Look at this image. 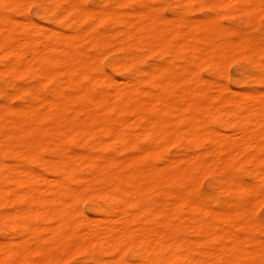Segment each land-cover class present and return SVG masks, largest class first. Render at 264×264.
Returning a JSON list of instances; mask_svg holds the SVG:
<instances>
[{
  "label": "bare ground",
  "instance_id": "1",
  "mask_svg": "<svg viewBox=\"0 0 264 264\" xmlns=\"http://www.w3.org/2000/svg\"><path fill=\"white\" fill-rule=\"evenodd\" d=\"M21 1L0 0V11ZM63 1L74 11L73 19L79 25L69 34L50 28L46 31L39 24L16 21L0 12V55L7 59L0 70L9 75L31 72L37 79L25 103L0 104V154L8 151L42 164L50 172L49 177L44 176L0 159V206L8 207L0 219L4 216L20 236L18 242L1 241L0 264L18 254L21 259L26 251L44 254L46 260L66 247L77 246L71 248L77 252L78 246L81 251V246L83 250L88 244L111 255L109 260L95 258V264H170L174 258L178 264H250V253L242 244L245 237H236L225 224L243 223L249 228L250 206L264 199V97L256 89L238 92L211 81L213 85L201 78L198 68L201 63L203 67L238 52L264 71L261 29L231 41L225 27L216 22L220 15L192 21L178 15L167 23L148 10L150 5L122 11L89 9L77 0ZM213 1L224 6L230 0ZM236 1L240 2V14L252 16L264 10V0ZM24 4L28 5L27 1ZM102 23L108 28L99 29ZM84 42L100 48L114 42V48L123 50L125 55L117 57L116 64L127 70L126 80L107 75L98 61L86 54ZM161 47L170 50L172 63L183 62L179 70L151 69L139 78L138 70L133 69L136 59L132 49L155 51ZM194 63L197 70L192 68ZM57 75L63 76L62 82L49 96L45 86ZM141 82L149 88H141ZM208 116L218 117L227 133L209 127ZM60 133L64 138L80 135L88 150L67 151ZM109 141L122 148L133 147L136 153L121 158H97L91 153ZM165 141L182 142L184 151L157 165L160 143ZM204 142V150L187 152ZM41 146L50 149L54 158L38 155ZM81 165L89 168L88 176H78L84 187L108 202L100 219L88 217L75 207L73 199L67 202L65 198L71 200L81 189L76 191L68 183L77 179L74 172ZM240 166L246 167L250 181L234 176L232 169ZM209 172L222 173L215 179L227 194L218 210L177 188L179 182ZM151 192H164L170 201L154 206L147 201ZM181 207L186 215L179 214ZM180 221L203 239L219 237L222 242L217 248L204 249L200 240L171 230V225ZM126 253L132 259L124 263Z\"/></svg>",
  "mask_w": 264,
  "mask_h": 264
},
{
  "label": "rangeland",
  "instance_id": "2",
  "mask_svg": "<svg viewBox=\"0 0 264 264\" xmlns=\"http://www.w3.org/2000/svg\"><path fill=\"white\" fill-rule=\"evenodd\" d=\"M26 1L28 5L24 4L26 3ZM77 1L81 6L89 9L100 7L106 10L120 9L122 11H133L135 8L144 9L145 7L147 9V6L150 5L151 8L148 7V10L150 9L152 13L158 14L160 17H162V20L164 18L163 21L167 23H169L168 21L169 18L170 21H172L171 19L172 18L175 19L178 15L183 19H188L191 21L196 18H197L196 20H200L208 17L213 18L214 16L216 17V15L217 16L220 15L219 18L216 17V22L219 21L218 23H220L221 26L223 25L222 26L223 28L225 27L224 30L227 33L226 35L228 39L231 41L238 38L240 34L246 33V35H253L257 33L258 29H261V32L264 36V10L261 9L259 11H256L252 16H249L248 14H240L241 12L239 10L240 2L238 3V1L236 0L233 1L230 0L228 4L224 6L219 5L218 2L213 0H190V1L183 0V3H181L182 0L179 1L178 0H131L129 2H124V3L122 2L116 3L114 0H101L104 2H101L100 0H77ZM146 3L148 5H146ZM209 8H211V10ZM238 10L240 15L237 14ZM0 12L6 16L13 18L16 21L28 20L33 22L35 25L39 24L40 26H43V30L46 31L47 29L50 28L54 30L56 29L61 30L69 34L71 33L72 28L79 26L78 21L76 19L75 20L73 19V17L75 16L74 11L68 10V6L63 0H25V1L22 0L16 6H10V5L4 6ZM256 13L259 15H256ZM56 15H58V19L57 17L54 18ZM221 15L223 17H221ZM254 15H256L257 17L256 16L254 17ZM250 19H252V21ZM98 28L105 30L108 28V26L106 25V23L104 24L102 23V24H98ZM106 44L101 46L100 48V46L97 45L94 46L89 44L88 42H84L85 52L87 55L94 57L96 62L98 61L97 63L100 64V67L103 69V71L105 70L104 72L107 75L119 81L126 80V77L128 76L127 70L118 68L116 64V62H118L125 55V52L121 49H118L117 47H115L116 48L115 50L114 42L113 43L109 42ZM112 48L114 49V51H112ZM161 48L162 49L155 51H151L149 49L148 51L146 49H137V48H135V50L132 49V54L135 57L134 59H136V61L133 62L134 63L133 69L138 70L137 73L139 75V78L145 75L146 70L149 71L152 69L155 71V69L158 70V68H165L171 73H175V71L179 70V64H182L183 62L181 60H177L172 63L171 61L172 55L170 53V50L166 47L164 48L161 47ZM103 53L105 54L103 55ZM238 54H239L238 52L234 53V55L237 56L235 59H233L235 56L232 57L233 55H230L231 56L230 58V56L227 55L220 60L221 62L219 60H218L219 62L218 61L217 62L214 61V63L209 62L206 63L205 65L203 64L204 65L203 67L201 63L199 65V67L201 66V68H198L199 75L205 81L206 80L208 82L210 81V83H213L214 81L216 83L218 82L219 84L221 83L222 85L228 86L233 91L236 90L238 92H241V91L256 89L261 93V97L263 98L264 71L262 70V67L260 65L256 66L255 61L250 60L247 56H242ZM2 56L3 54L0 55L1 69L3 68L2 65L7 60L6 57L4 56L2 57ZM99 56H101L99 58L100 61L98 60ZM117 57L120 59H118ZM230 59L232 61H230ZM225 62H227L228 66H226ZM194 64L192 65V68L193 70H195V68L197 70L198 66L196 63ZM201 72L204 74H202ZM62 79H63L62 75H57L55 79L49 81L46 84L45 86L46 93L49 96L51 94V89L54 86H56L57 83L62 82ZM214 83L213 85H215ZM36 84H37V79L33 76L31 72H23V73H19L18 75L16 74L9 75L6 72L3 73V71L0 70V104L9 103L12 106H16L25 103L27 99H30L31 97L30 89L34 88ZM141 88L147 89L149 88V86L147 85V83L141 82ZM195 98H198V96H196ZM212 101L214 104L217 102L216 100H212ZM207 121H209L208 124L209 127L215 130H219L222 133H227L228 130L221 125V121L219 120L218 117L208 116ZM59 136L67 151L82 152L88 150V148L86 147L87 144L86 141L80 135L78 136L74 135L72 137L65 136L64 138V135L60 133ZM108 143L109 144L107 146L100 145L90 150L91 153L95 155L97 158H103L105 156L121 158L126 155L136 153L135 151L136 149L133 147L122 148L119 143L113 141H109ZM160 144L161 147L157 154V158L155 159L157 165L162 164L165 158H176L177 155H179L184 151L183 143L180 141H165ZM206 145L207 144L204 142L203 144L196 146V148L194 149L188 148L187 152L188 153L200 152V150L202 151L206 148ZM38 155H41L48 159L54 158L52 151L44 146L39 147ZM0 159L7 165L12 164L13 166L16 167H22V168L25 167L39 174L41 173L44 176H48V177L50 176V172L47 169H45L42 164H38L31 160L25 161L23 157L18 155H13L8 151H3L0 154ZM232 172L236 178L238 177L244 181L251 180L249 175L247 174L248 172L245 166L233 168ZM88 174H89V168L84 165L79 166L75 170L74 175L77 177V179L73 177L69 180L68 183L70 187L73 188L74 190L77 191L78 188L80 187L82 190L79 189V192L78 191L76 192L77 198L76 196L74 198H71V200L67 196L65 198L67 202L74 201L73 203L75 207L78 210H81L88 217L92 219L93 218L98 219L99 217L100 219L101 217L104 216L103 213H101V210L102 208H108V202L105 200V198H103V196H101V194H97L91 188L84 187V184L79 177H86L88 176ZM197 175L198 177L195 176L179 182L177 188L185 190L188 197H190L193 200L203 202L204 205L208 208L214 210H218L222 208L223 207L222 201L226 199L227 194L220 187V183H218L217 180L215 179L217 177L221 178L222 173L209 172V173L200 174V175L197 174ZM203 184L205 186H203ZM263 186H264V181H263ZM147 201H149L152 205L157 206L159 204V201L163 203H167L170 200H169V196L164 192H158V193L151 192L147 196ZM243 202H245V200H243ZM253 204L254 205L250 206L248 213L250 215V219L247 221L249 224V228H247L243 223H235V222L226 223L225 226L229 230V232L235 235L236 237L238 236L239 238L245 237L242 240L243 242L242 244L244 245L246 250L250 253V257H251L250 258L251 261H249L250 264H264V243H263L264 241H262V239L264 240V232L262 231V225L264 226V199H262V201L261 199L257 200L256 202L254 201ZM7 209L8 207H6L5 205H1L0 215L2 216L3 211ZM179 214L180 215L187 214L184 207L180 208ZM3 218L4 216L0 219V243H2L1 241L3 240L8 241L9 239L11 241L18 242L20 236L16 233L15 227L12 226L8 221H6V219ZM240 219L241 218H239V221ZM186 224H187L186 222L180 221L176 226L171 225L170 228L171 230H174V232L176 231L175 232L176 234L178 235L182 234L187 239L196 240V241L200 240L201 241L200 247L204 249H207L209 247L217 248L222 242V239L219 237L203 239L200 234L198 235L197 233H195L193 230L190 229L188 224L187 226ZM42 225H46V224L42 222ZM253 238L254 240H251ZM255 240L258 241L255 242ZM20 241H22V239H20ZM87 246L88 248L87 247L83 248L84 251L82 250V246H81V251L79 250V246H78L79 251L77 250V252L74 251L75 249L72 250L75 247L77 249V246L66 247L65 248L66 251H64L63 249V251L66 253H64L63 251L62 252L60 251L61 253L58 251L56 253L54 252L53 253L54 258H52L51 257L52 255L50 254L51 256L49 255L46 260H43L46 257L44 254H41L40 256V254L37 252L26 251L23 253L24 255L23 254L20 255V257H22L21 259L19 258L20 260L17 258L19 255L18 254L16 256L11 257L7 262H5V264H95L96 262L94 261L95 258H100V259L102 258V260L111 259V255L108 252H103V249L100 248V246L94 244H88ZM57 254L59 257H57ZM131 259L132 257L129 255V253L124 254L123 257L124 263H126L127 261H131ZM21 260H23L24 262ZM178 263H179L178 260L175 258L172 259L170 262V264H178Z\"/></svg>",
  "mask_w": 264,
  "mask_h": 264
}]
</instances>
